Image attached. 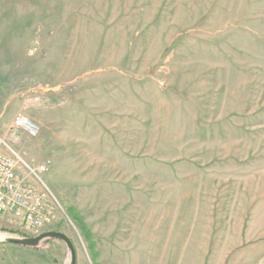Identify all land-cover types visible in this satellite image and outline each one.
Segmentation results:
<instances>
[{"label": "rangeland", "instance_id": "obj_1", "mask_svg": "<svg viewBox=\"0 0 264 264\" xmlns=\"http://www.w3.org/2000/svg\"><path fill=\"white\" fill-rule=\"evenodd\" d=\"M28 2L0 0V152L52 191L76 264H264V0H110L80 25Z\"/></svg>", "mask_w": 264, "mask_h": 264}, {"label": "built area", "instance_id": "obj_2", "mask_svg": "<svg viewBox=\"0 0 264 264\" xmlns=\"http://www.w3.org/2000/svg\"><path fill=\"white\" fill-rule=\"evenodd\" d=\"M19 119L17 124L28 132H33L32 125L25 127ZM28 169L21 157L12 152H0V221L12 228L36 237L50 231L55 224L59 203L52 191L43 183L38 184L28 178L23 168ZM47 163L37 168L43 173Z\"/></svg>", "mask_w": 264, "mask_h": 264}, {"label": "crops", "instance_id": "obj_3", "mask_svg": "<svg viewBox=\"0 0 264 264\" xmlns=\"http://www.w3.org/2000/svg\"><path fill=\"white\" fill-rule=\"evenodd\" d=\"M23 1H29L25 4V6L33 7V9H40L45 8L47 5L49 7H53L55 9L61 8L60 12L57 9L56 13H60L62 16H71L73 17V20L70 22L75 25H80L81 21L78 20L79 16L84 15H90L91 17H94L95 15H103L104 14V8H110V0H23ZM31 1H37V3L32 4ZM106 2V3H105ZM90 8V12H87L86 9ZM65 10V11H63ZM37 11V12H36ZM33 13V16H44L45 14L43 12H39L36 10ZM33 12V11H32ZM108 14V13H107ZM75 17V18H74ZM78 18V19H77ZM34 23L32 25H39L41 23L37 22H45L40 20H33ZM44 24V23H42ZM90 24L92 23V20L90 19ZM38 28H32V30H36ZM78 28H67V30H77ZM11 239L10 235L8 233L0 232V252L5 251V249L9 248V246H14V244H11L9 240ZM18 246V245H17ZM81 264H85V259H81Z\"/></svg>", "mask_w": 264, "mask_h": 264}, {"label": "water", "instance_id": "obj_4", "mask_svg": "<svg viewBox=\"0 0 264 264\" xmlns=\"http://www.w3.org/2000/svg\"><path fill=\"white\" fill-rule=\"evenodd\" d=\"M47 239H56L62 241L68 248L71 255V264H76V252L72 242L69 240L67 236L60 232L48 231L42 233L36 237H29L23 239H10L9 242L14 245L27 247V248H36L39 243L43 240Z\"/></svg>", "mask_w": 264, "mask_h": 264}, {"label": "trees", "instance_id": "obj_5", "mask_svg": "<svg viewBox=\"0 0 264 264\" xmlns=\"http://www.w3.org/2000/svg\"><path fill=\"white\" fill-rule=\"evenodd\" d=\"M67 215L75 223V225L78 227V229L85 235L86 239H90V233L88 232L85 224L80 219V217L75 212V210L72 208H68L67 209ZM10 232L14 233V231H9V233ZM33 249H36V248H33Z\"/></svg>", "mask_w": 264, "mask_h": 264}]
</instances>
